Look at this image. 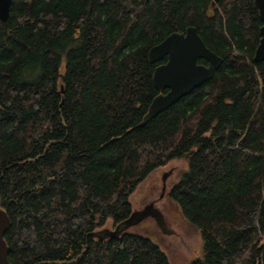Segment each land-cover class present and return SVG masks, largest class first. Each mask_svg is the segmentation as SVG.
Returning <instances> with one entry per match:
<instances>
[{
	"label": "trees",
	"instance_id": "trees-1",
	"mask_svg": "<svg viewBox=\"0 0 264 264\" xmlns=\"http://www.w3.org/2000/svg\"><path fill=\"white\" fill-rule=\"evenodd\" d=\"M197 29L213 79L141 125L166 63L149 51ZM254 0H12L0 20V208L10 264H171L134 233L89 236L133 212L155 170L201 234L187 264H264V62ZM200 64H207L199 60Z\"/></svg>",
	"mask_w": 264,
	"mask_h": 264
},
{
	"label": "water",
	"instance_id": "water-1",
	"mask_svg": "<svg viewBox=\"0 0 264 264\" xmlns=\"http://www.w3.org/2000/svg\"><path fill=\"white\" fill-rule=\"evenodd\" d=\"M11 3L12 0H0V20H8ZM254 4L262 21L261 39L254 56V61L260 63L264 62V0H254ZM165 57H167L166 63L159 65L153 76L159 95L151 103L141 123L142 126L213 79L216 71L223 64V59L205 45L193 26L188 27L183 33L171 34L149 51L151 63H159ZM199 60H204L207 64H200ZM148 218L155 219L163 231L167 229L162 212L154 204H149L143 210L133 211L126 221L115 227L114 231L101 229L89 236L100 241L117 238L129 228L141 224ZM10 227V217L4 209L0 208V264H10L9 247L5 240Z\"/></svg>",
	"mask_w": 264,
	"mask_h": 264
},
{
	"label": "rangeland",
	"instance_id": "rangeland-1",
	"mask_svg": "<svg viewBox=\"0 0 264 264\" xmlns=\"http://www.w3.org/2000/svg\"><path fill=\"white\" fill-rule=\"evenodd\" d=\"M187 170L186 161L173 160L151 173L130 197L133 211L143 210L151 201H155V207L165 217L167 229L163 231L155 219L148 218L125 233L131 232L151 240L167 255L171 264H187L202 254L203 241L199 230L182 216L170 196L171 188ZM103 229L114 231L115 226L109 222Z\"/></svg>",
	"mask_w": 264,
	"mask_h": 264
},
{
	"label": "flooded vegetation",
	"instance_id": "flooded-vegetation-1",
	"mask_svg": "<svg viewBox=\"0 0 264 264\" xmlns=\"http://www.w3.org/2000/svg\"><path fill=\"white\" fill-rule=\"evenodd\" d=\"M164 184H163V191L165 190V181L163 182ZM163 195V194H162ZM149 204H154V206H155V201H151ZM148 204V205H149ZM163 214V213H162ZM165 218V217H164Z\"/></svg>",
	"mask_w": 264,
	"mask_h": 264
}]
</instances>
